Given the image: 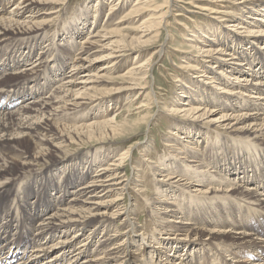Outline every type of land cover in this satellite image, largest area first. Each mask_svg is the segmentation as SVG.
<instances>
[{"label":"bare ground","instance_id":"6f19581e","mask_svg":"<svg viewBox=\"0 0 264 264\" xmlns=\"http://www.w3.org/2000/svg\"><path fill=\"white\" fill-rule=\"evenodd\" d=\"M66 1L0 0V264H202L206 256L217 264H264V0H197L234 4L241 17L213 20L224 38L192 36L196 66L186 68L198 76L168 106L178 121L168 150L145 166L152 191L139 170L123 174L130 151L68 147L119 131L112 115L122 107H110L144 93L151 69L150 57L125 72V85L101 86L111 84L124 57L120 24L148 13L132 41L141 53L173 1L167 10L136 3L113 31L110 23L89 24L85 6L50 35ZM100 4L112 13L125 8L123 0ZM58 64L69 70L61 74ZM149 92L145 111L157 103ZM133 192L148 209L142 226V205L123 198Z\"/></svg>","mask_w":264,"mask_h":264},{"label":"rangeland","instance_id":"374dc122","mask_svg":"<svg viewBox=\"0 0 264 264\" xmlns=\"http://www.w3.org/2000/svg\"><path fill=\"white\" fill-rule=\"evenodd\" d=\"M123 1L125 2V8H123L119 13L117 12V10L116 12L114 11L116 13L114 14V12L113 13L110 12L109 9L106 8L104 4L102 5L100 4V3H107L108 0H67L63 5H61V10L59 14L53 16V18L56 17V24L55 25L53 24L51 31H49V33L50 35L55 34V32L58 31V26L60 23L62 24L65 21L69 22V20L75 16L76 12L85 10V6H87V9H89L88 12L90 11L88 17L89 24L93 22V19L97 21L95 26L98 27L101 26L104 27L110 23V25H108V30L110 29L109 31H113L115 28L114 24L118 22L120 23L121 20L123 21V18L129 13L131 8L136 3L143 2V0H123ZM151 1L153 4H155V6L156 5L161 6L162 9L164 8L163 10H167V6H168V4L166 3L167 0H151ZM172 1L174 7L171 10L170 16H168L166 23L164 24V26L160 27V29L158 28L156 29V31H154L155 35L152 34L150 36V38H153L151 39V43L145 45L144 49H142L143 51L140 50L141 53H137L136 51L131 49V48H137L139 47L138 45H140L139 41L138 43H132V41L137 40L138 37L141 35L137 32L136 28L142 23V21L146 20V18L148 17V13L145 14L143 13L140 19L138 16L133 14L132 18L128 19V21L127 20L124 21L125 23L123 22L122 24H120L123 29L122 36L120 38L124 37L126 41L124 44L125 48L122 52V55L124 57L121 60L120 64H117L116 68L115 67L113 68V77H112L113 79L110 82L111 84L105 87L106 84L101 83V86L104 89L109 90L112 89L113 87L115 88L116 86L121 87L125 85L126 80H123L124 78L122 77L125 74V72H127V70L129 69L134 68V66L135 67L139 66L138 65L139 63H142V61L145 62L146 59H149L150 57H151V61H150L151 69L148 70V74L145 76V79L143 80L145 83L147 82V85H144L145 86L144 93L139 94L140 91L143 90L138 89L137 90L138 92L135 91V93L139 95L136 94L137 95L136 96L135 94H125L122 97V99L123 98L124 99L122 100L120 105L113 104V106H111L110 104L111 106L110 109H112L114 106L115 107L118 106V108L119 106L122 107L121 109L118 110L114 109L113 110L114 114L112 115V117L116 118V122H117L116 125H118L119 131H116L115 136L114 137L110 136L109 139H105V137H103V139L100 137L101 140L91 139L86 141L84 139L85 141H83L82 144H78L76 147L74 145L68 147V150L71 149L70 151H74L75 149L77 151L78 149H80L85 152H94V151L96 152V150L98 149L102 150V151L98 150V152L99 151L103 152V149L106 150L108 148L109 150H111L113 148L111 151L112 154L116 152L115 149L117 148L119 149L118 152L120 153H124L126 151L129 153L130 151L129 153L130 155L126 157L123 163L124 164L123 174L131 178L134 173V169L136 171L139 170V172L141 173L140 176H142L145 185L146 184L148 185V186L146 185V187H149V190H151V186L153 187L154 183L156 184V182L155 179H153L151 172L147 170L148 167L145 168V166H148L147 164H152L151 162L159 161L161 155H163V153L165 154V151L168 150L167 146H170V143H167L168 138L170 137V133L173 132L172 130H174L173 125H176L175 121H178L176 117L170 116L168 114L167 112L168 106L172 105V102L175 101V99L178 96H180V93L183 90V86L184 88L185 87L192 88V85L190 84L189 81L191 80V77L198 76L196 75L195 72L188 71L186 68V65L190 63L196 66V61H195L196 53L194 48L196 44L193 43L192 36L196 34L200 36L201 33L206 34L207 32H212L214 34L212 35L211 38H215L217 34L220 36V38H224V34L226 33L225 28H222L221 25L217 24L213 20L217 19L218 22L222 20H224V22H227L229 20L232 21L233 19L238 20L241 17L240 16L241 13H239L236 10L234 4L223 3L221 5H214V4L211 5V4H206V2H197V0H172ZM55 4L53 5V7L55 6ZM221 17L224 18L220 19ZM247 21L251 22L250 19H247ZM56 28L57 30L54 31V29ZM62 29L63 27L62 28L59 27L58 32L59 33L62 32ZM134 29L135 31H133ZM86 30L84 32V35L88 36L87 34L88 29ZM188 39L191 40L192 42L187 41ZM44 44L45 43L43 42L41 44V47L42 46L44 47ZM161 45H165L164 47L165 50L164 53L161 56H159L157 50ZM58 50L62 51V54H66L68 52V50L62 48H58ZM36 56L37 54L35 55L34 60L37 59ZM109 62L110 60L104 61L103 64L105 65L102 66V69L106 68ZM205 65L206 63H202L198 66V69L200 68L199 69L200 72L203 71ZM252 68L255 69L256 66L253 65L251 66V69ZM56 69L60 70L61 74H65L69 70V67L58 64L55 70ZM54 79L55 76L50 75L47 78V81H54ZM202 79L204 80V78ZM44 81L45 80H43L42 83ZM79 81L80 80H78V82ZM52 90L53 89L51 88L49 91ZM148 92L151 93V96L157 97V103L151 101L150 102L151 109L145 111V107H142V105L145 104V102L147 101V98L145 96L148 94ZM95 107L92 105L89 106L90 109H93ZM140 107L142 108L140 109ZM145 145L147 147L143 148ZM142 150L145 151L142 152ZM120 153L118 154V156L120 155ZM143 153L145 154V156L143 155ZM118 156L117 157L115 156L114 158V156L112 155L111 158L112 160L115 161V159H117ZM145 159L146 160L148 159L147 162H142ZM49 179L51 180V174H49ZM27 180H29V176L27 177L26 181ZM21 181H22L21 179L17 181L18 184H16L15 186V191L17 192L18 191L21 192L20 189ZM23 181H25V179H23ZM137 197L138 195H136V193L133 192L132 196L129 197V195L125 194L123 198H125L124 200H126L127 203H133V204L137 203L139 207L142 205V207L140 208L143 209H141L139 216V225L142 226L143 224H146L148 222L147 217L149 213L147 211L148 210L147 207H145L144 204H141V202L145 203L144 200L145 198L140 199ZM32 200L29 201H31L32 203L33 202ZM151 229L152 227L149 228V230ZM201 263L217 264L216 261H213V259L209 258L208 256H206L201 261Z\"/></svg>","mask_w":264,"mask_h":264}]
</instances>
